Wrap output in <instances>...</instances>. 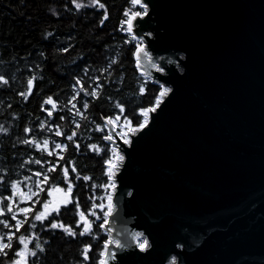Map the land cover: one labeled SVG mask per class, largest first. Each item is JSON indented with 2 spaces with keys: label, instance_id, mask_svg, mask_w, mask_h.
I'll return each mask as SVG.
<instances>
[{
  "label": "water",
  "instance_id": "95a60500",
  "mask_svg": "<svg viewBox=\"0 0 264 264\" xmlns=\"http://www.w3.org/2000/svg\"><path fill=\"white\" fill-rule=\"evenodd\" d=\"M142 1L138 69L170 91L130 143L106 120L124 159L104 260L264 264V0Z\"/></svg>",
  "mask_w": 264,
  "mask_h": 264
},
{
  "label": "trees",
  "instance_id": "16d2710c",
  "mask_svg": "<svg viewBox=\"0 0 264 264\" xmlns=\"http://www.w3.org/2000/svg\"><path fill=\"white\" fill-rule=\"evenodd\" d=\"M76 2L85 6L77 9L74 0H0V221L12 226L27 221L19 231L0 224L3 243L14 233L0 264L21 260L18 251L25 253L27 264H99L108 239L101 227L111 192L106 161L115 153L105 140L106 120L119 133L129 129L126 121L138 127L145 119L141 110L153 107L162 91L138 69L137 46L118 27L128 0H100L105 9L91 6V0ZM93 89L96 96L85 94ZM49 97L55 108L45 103ZM53 207H59V214ZM24 208L32 211L24 213ZM81 211L91 224L83 236ZM38 212L46 218L37 221ZM51 222L76 235L52 229ZM21 237L27 238V249ZM86 246L87 261L82 255Z\"/></svg>",
  "mask_w": 264,
  "mask_h": 264
},
{
  "label": "snow or ice",
  "instance_id": "6c2138e0",
  "mask_svg": "<svg viewBox=\"0 0 264 264\" xmlns=\"http://www.w3.org/2000/svg\"><path fill=\"white\" fill-rule=\"evenodd\" d=\"M130 2H131V5H132L133 7L136 6V5H140V7L144 9V14H146V12H147V6L144 5V4H142V3H141V0H130ZM74 3H76V7H77V9H79V8H81V7H83V6H85V5H82V4H80V3H77L76 0H74ZM96 5H98L99 8H101V9H105V5H104L103 3H101L100 0H91V6H96ZM124 15L127 17V19H126L125 21H123L122 24H127V26H128V27H127V31L131 32V31H132V27H133V21H134L137 17H140L142 14H141V12H139V11H131V10H129V11H126V12L124 13ZM104 19H107V12H106V10H105ZM101 23H103V21H101ZM141 54H143V56H144L145 58L148 57V53H147L143 48L137 46V49H136V53H135V55H136V57H137V66H138V67H139V65H140V57H141ZM158 70H159V69H158ZM0 80H3V77H0ZM3 82H4V83H7V81H3ZM32 83H33L32 80H29V81H28L29 88H31ZM77 83L79 84L80 81L78 80ZM144 91H145V88H144V87H141V88H140V92L143 93ZM169 91H170V89H167V88L163 89V91H161V92L159 93V96L156 98L155 106H154V107H151V108H148V109H142V110H141L140 115L143 116L145 119H144V121H143L142 123L139 124V127H138V128H132V127H130V125H131V121H126V126H128L130 132H136V131H138V130H140V129H142L143 127L146 126V124H147V118H148V113H149V112H154V111L156 110V107H158L159 104L161 103V98L164 97V96H166V95L168 94ZM85 94H86V95H92V96H96V95H97L95 89H93L91 93H88V92L86 91ZM73 99H75V97H74ZM45 103H46V104H51L53 108L56 107V105H55V103L53 102V100H52L51 97H49V98L45 101ZM73 107H75V105H73ZM83 107H84L85 109H87L88 104H87V103H84ZM117 107L120 108L121 112L124 111L123 106H121V105H117ZM49 115H51V112H49ZM61 119H63V117H61ZM112 122H113V121H112L111 119L108 120V123H112ZM77 127H79V125H77ZM56 135L59 136V135H62V133H60L59 131H57V132H56ZM74 135H75V133H73V136H74ZM67 138H68L69 140H72V136H68ZM105 139H106V140H111L112 137H111V135H108V136H105ZM25 142L27 143V141H25ZM124 142H125V143H130V141L127 140V139H125ZM44 144L47 146L48 141L45 140V141H44ZM37 147H39V145H37ZM55 147H56V148H60L61 145L57 144V145H55ZM77 147H79V145H77ZM93 147H95V146H93ZM49 154H51V153H49ZM123 159H124V157H123L122 155H119V154H115V153H114V154H113V157L110 158V159H108V160L106 161V164L108 165V172H109V179H110V180L112 179L113 169L117 168V167H118V162H122ZM37 163H39V161H37ZM68 171H69L68 168H64V170H63V174H64L65 178L68 177ZM72 171L75 172L76 169L73 167V168H72ZM36 175H40V173H36ZM77 178H79V177H77ZM84 179H85V180H88V179H90V178H89V177H84ZM47 180H48V176L45 175V176H44V182H47ZM113 186H114V185H113ZM13 187H16V186L13 185ZM55 191H63V190H62V189H55ZM71 191H72V185H71V183H69V184H68V193H71ZM49 194H51V193H49ZM110 199H111V197H109V200H110ZM68 202H71V201H70V200H66V201H65V203H68ZM43 206H44V208H45L46 210L49 209V207H50V205H49L48 203H45ZM76 207L79 208V204H78V202L76 203ZM21 211L24 212V213H28V212H30V211H32V210L29 209V208H24V209H21ZM52 211H55L57 214H59V207H53V208H52ZM7 212H9V213L12 212V207H11V205H7ZM110 212H111V206H109V211L104 213V216H105V222H107V216L110 214ZM48 214H50V213H48ZM93 214H94V213H93ZM0 215H3V211H0ZM79 215H80L81 220L83 221V225H84V226H83V230L79 233V235L83 236V235L88 234V233L91 232V224L88 222L87 218L85 217L84 212L81 211V212L79 213ZM45 218H46V213H44V212H38V213L35 215V219H36L37 221H42V220L45 219ZM12 219H13V220H16V216L13 215V216H12ZM26 222H27V221H17L16 225H14V226L9 225V224H8L7 222H5V221H0V224H3V227H4V228H9L10 230H11V227H15V228H16V231H19L20 228L23 226V223H26ZM77 226H79V225H77ZM103 226H104V225H101V227H103ZM33 227H35V225H33ZM50 227H51L52 229L61 228V229H63L66 233H68L69 235H72V236H75V235H76V233H75L74 231H72L70 228H66L63 224H58V223H56V222H51ZM138 235H139V234H138ZM13 236H14V233L7 234V239H8V241H9L8 243H3V242H2V240H3V236H0V254L7 256L8 253L5 252L4 250H5V249H11V248H12L11 241H12V239H13ZM26 240H27L26 237H21V238H20V243L25 245V249H27V243H26ZM111 243H113V241H111V240L105 243V245H104V253H103V255H108V256H111L112 258H114L115 253H113V252L111 251V249L109 248V245H110ZM115 244H116V247H121L119 241H115ZM139 246H140V248H141L142 251L145 250L146 247L148 246V242H147V240H144V242L141 243ZM36 247L39 248L41 251H43V249L40 247L39 244H37ZM89 252H90V246H86V247L83 249V253H82V255H83V259H84L85 261H87V260L90 259L89 255H88ZM15 255L18 256V257H21V256H24L25 253H24V252H19V251H18V252L15 253ZM31 255H32V256H36V252L33 251V252L31 253ZM12 264H27V261H26V259H24V260H15V261L12 262ZM100 264H107V261L102 259V260H100Z\"/></svg>",
  "mask_w": 264,
  "mask_h": 264
},
{
  "label": "built area",
  "instance_id": "2783aa9c",
  "mask_svg": "<svg viewBox=\"0 0 264 264\" xmlns=\"http://www.w3.org/2000/svg\"><path fill=\"white\" fill-rule=\"evenodd\" d=\"M141 3L144 4L142 0H141ZM144 5H145V4H144ZM129 10H131V11H139V12H141V14H142L141 16H144V15H145V14H144V9L141 8L140 5H136V6L133 7V6L131 5L130 0H128L127 5L125 6V8H124L123 11H122V14H121L122 17H121L120 20H119L118 27H119V29H121V31H122L124 34H128V35L131 36V41H132V42H134L136 45H140V46H142L141 41L138 40L136 37L133 36L132 31H131V32L127 31V27H128L127 24H122V22L125 21V20L127 19V17L124 15V13H125L126 11H129ZM127 133H132V132H130V131L128 130Z\"/></svg>",
  "mask_w": 264,
  "mask_h": 264
},
{
  "label": "rangeland",
  "instance_id": "374dc122",
  "mask_svg": "<svg viewBox=\"0 0 264 264\" xmlns=\"http://www.w3.org/2000/svg\"><path fill=\"white\" fill-rule=\"evenodd\" d=\"M139 47H141V46L139 45ZM114 172H115V169H113V173H114ZM137 240H138L139 242H141V243H142V240H143V238L139 237ZM141 243H140V244H141ZM19 252H22V251H19ZM20 259H21V260H23V259H24V257H23V256H21V257H20Z\"/></svg>",
  "mask_w": 264,
  "mask_h": 264
}]
</instances>
